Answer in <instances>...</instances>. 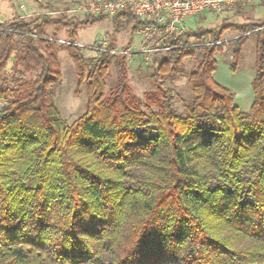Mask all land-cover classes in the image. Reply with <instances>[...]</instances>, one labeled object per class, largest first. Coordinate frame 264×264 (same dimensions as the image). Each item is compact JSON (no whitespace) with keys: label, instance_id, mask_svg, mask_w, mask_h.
<instances>
[{"label":"trees","instance_id":"trees-1","mask_svg":"<svg viewBox=\"0 0 264 264\" xmlns=\"http://www.w3.org/2000/svg\"><path fill=\"white\" fill-rule=\"evenodd\" d=\"M102 20L0 23V264H264V22L187 29L153 55L157 91L144 111L130 98L128 55L89 61L74 45L81 25ZM112 21L116 34L136 19ZM51 25L69 28V44L46 34ZM228 30L232 73L256 37L248 113L213 79ZM64 50L87 99L69 126L54 102ZM197 50L178 114L163 79L174 82Z\"/></svg>","mask_w":264,"mask_h":264},{"label":"rangeland","instance_id":"rangeland-1","mask_svg":"<svg viewBox=\"0 0 264 264\" xmlns=\"http://www.w3.org/2000/svg\"><path fill=\"white\" fill-rule=\"evenodd\" d=\"M97 0H0V23L23 18L26 20H33L35 18L47 17L53 21L61 18L72 19L74 23H81L85 18L83 15L73 13L80 6L86 3L95 2ZM256 2V1H255ZM254 2L245 4L244 6L235 5L230 10H225L220 14H202L199 17L187 20L189 23H197L190 28L194 29L196 26L215 28L222 24H235L240 23V19L244 20L243 10L251 8ZM236 10L232 16L229 14ZM199 21V22H198ZM132 22L124 30L113 34V21L106 18L102 21H97L89 26L81 25L76 32V44L82 45L85 48H79L82 55L89 61L96 60L99 54L94 49L104 48L113 41L114 49L119 52L134 51L138 47L139 38L133 30ZM69 28H58V25H51L46 29V34L51 37L55 35L59 40L58 42L67 45ZM237 36L235 30H228L222 36V48L216 56L217 69L224 70V81H217L213 75L214 80L229 88L235 94V105L241 113H248L253 102V95L250 88L251 80L254 76V58H255V35H250L249 41L243 47L242 59L240 62L239 70L232 73L228 69V63L231 59V50L234 38ZM113 37V38H111ZM197 50L195 55L183 61L182 72L177 75L174 82L168 79H163L164 86L172 91L174 98L173 108L176 113L183 114L184 107L188 104L191 97V90L187 83L188 75L196 68L198 64ZM57 59L61 69V82L55 89L54 102L60 112V115L67 126L76 120L85 111L86 107V93L84 90L79 95H75L76 89V76L75 69L68 53L58 51ZM119 55V54H116ZM161 58V57H159ZM158 58V59H159ZM154 56H150L148 60H144L140 54H128L127 62V84L130 87V98L135 103L142 107L145 111V96H152L156 94V84L150 79L157 64L153 62ZM13 60H10L7 66V73L11 71ZM220 71V77L224 76ZM117 81V70L115 67V59L110 63L109 71L105 78L106 94L114 86ZM4 102L0 101V109L4 106ZM154 109V107H153Z\"/></svg>","mask_w":264,"mask_h":264},{"label":"built area","instance_id":"built-area-1","mask_svg":"<svg viewBox=\"0 0 264 264\" xmlns=\"http://www.w3.org/2000/svg\"><path fill=\"white\" fill-rule=\"evenodd\" d=\"M255 1L264 0H97L86 3L72 11L84 17L109 18L129 11L139 23L136 33L139 38L138 47L134 51L119 52L108 50L107 47L94 49L98 54H140L144 60L158 52H167L174 49L170 45L182 37L187 31L186 21L199 17L202 14H220L230 10L235 5L244 6ZM69 44V43H68ZM78 48L82 45L74 44ZM209 43H194L190 46L200 47Z\"/></svg>","mask_w":264,"mask_h":264},{"label":"crops","instance_id":"crops-1","mask_svg":"<svg viewBox=\"0 0 264 264\" xmlns=\"http://www.w3.org/2000/svg\"><path fill=\"white\" fill-rule=\"evenodd\" d=\"M254 5L251 7V8H245V9H242L243 10V17H244V20H241V17H238L240 19V23H238L237 25H243V24H251V23H259V22H264V1H256L253 3ZM236 13V10H233L229 16H232L233 14ZM199 22V21H198ZM197 23H189L187 22L186 23V26L188 29H190V27L192 25H196ZM200 28L201 26H196V28ZM250 37V36H249ZM218 65V64H217ZM218 67V66H217ZM220 71L223 72L224 70H219L216 74L213 73V75L215 76L214 78L217 80V81H226L224 80L225 78V75L224 74L225 72H223L224 76L220 77ZM213 78V79H214ZM252 81V80H251ZM226 83V82H225ZM226 87V86H225ZM233 92V91H232ZM234 93V92H233Z\"/></svg>","mask_w":264,"mask_h":264}]
</instances>
